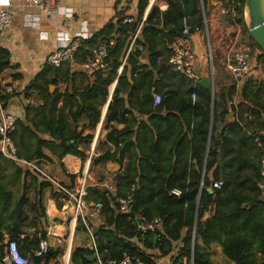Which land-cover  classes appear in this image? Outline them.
Listing matches in <instances>:
<instances>
[{"label":"trees","instance_id":"1","mask_svg":"<svg viewBox=\"0 0 264 264\" xmlns=\"http://www.w3.org/2000/svg\"><path fill=\"white\" fill-rule=\"evenodd\" d=\"M149 1L137 0L128 15L118 11L116 22L110 21L90 38L79 40L75 54L79 64L91 59L93 50L103 42L113 41L106 59L108 71L96 72L91 85L81 90L50 93L49 86L56 87L57 82L46 77L48 73L55 76L57 70L43 66L25 87L24 97L34 98L41 105L26 109L10 136L17 159L26 162L44 159V149L58 158L73 154L85 159L78 146L91 141L92 136H84V132L94 131L99 123L108 87L116 79ZM158 1L165 3L167 9L160 11L153 5L147 14L134 48L126 57L103 123L104 130H109L112 124L126 127L121 131L111 128L106 140L114 150L92 158L90 163V167L106 162L122 166L127 158L115 195L103 187L87 189L86 201L102 205L99 216L103 224L94 230L96 252L103 261H120L129 256L143 264H157L171 255L172 264L180 260L210 264L207 249L215 244L232 264H264V194L258 188L264 150V75L262 79L245 80L239 92L238 81L233 78L212 95L173 72L168 65L170 47L175 40L192 36L195 29H203L207 0ZM235 1L236 17L230 19V25L240 27L250 41L245 21L246 0ZM119 4L120 0H116V7ZM127 17L132 22L123 24ZM120 42L121 48L117 50ZM259 51L258 61L264 60ZM143 56L146 64L140 63ZM7 59V52L0 49V68L8 66ZM155 75L162 76L163 88L169 87L167 80L174 82L160 96L157 106L153 105L152 94L161 91L147 85L146 91L141 92L143 82L152 84ZM20 78L14 76V80ZM15 94L2 99L4 107ZM133 99L142 101V105L135 106ZM60 102L62 106L58 107ZM231 105L235 107L233 116ZM133 111L148 118L135 132L127 126L128 118H135ZM82 117L88 123L78 131L76 124ZM217 132L220 146L215 148ZM17 175H22L21 169ZM215 182L221 183L220 189L213 187ZM127 196L132 197L133 206L130 214H121L116 200ZM11 199L12 195L0 186V200L8 205ZM25 204L23 200L18 208ZM36 205L29 207L30 212ZM44 216L41 212L37 218ZM136 216L148 221L160 219L162 227L141 236L136 230ZM82 224L78 218L75 230ZM21 225L16 223L18 227ZM18 240V233H14L8 242ZM3 248L0 247V260L5 257ZM94 254V250L76 248L70 260L72 264H96L87 259ZM52 259L51 253L42 258L30 255L29 264H48Z\"/></svg>","mask_w":264,"mask_h":264},{"label":"crops","instance_id":"2","mask_svg":"<svg viewBox=\"0 0 264 264\" xmlns=\"http://www.w3.org/2000/svg\"><path fill=\"white\" fill-rule=\"evenodd\" d=\"M136 2L137 0H130V6L125 10L122 3L116 7V0L56 1L57 6L61 9H69L72 11L71 32L80 30L83 23V27L90 34L98 32L110 21H113V23L116 22L115 14L118 11L123 10L124 14L128 15ZM153 5H156L160 11H165L167 9L165 3L158 0H150L148 7L143 14L145 19ZM220 6L219 2L207 0L206 13H211L210 27L208 20H206L208 24V33L210 36L217 39L215 50L217 51L218 63L223 64L227 54L224 50L227 49L226 44L228 40L221 37L222 32L226 29V35L229 40L232 38L231 35L234 32L233 30H230L232 27H224L220 24V13H218ZM0 9L10 10L13 13L14 18L11 27L0 34V49L6 51L8 54V59L5 60L8 62V66L0 68V86H15L16 89L14 92L16 94L14 93V98L8 101L7 108L8 110H16L18 112L19 120H22L26 109L22 110L21 105L24 99H27L24 97L23 90L42 70V60L44 57L52 52L57 46V40L55 38L56 34L65 30L63 28V16H61L60 13L55 16H48L39 8H31L22 4L9 7L6 2H0ZM209 28L212 32H209ZM204 36L205 34L201 31L194 33L191 36V41L197 55V69L200 79H210L212 77L214 92H218L220 87L225 85V82H222L220 79L216 80V73L214 76L209 73L207 58L205 56L206 49ZM220 43L225 45L221 46ZM121 44L122 42L118 44L117 50L121 48ZM127 51L125 55L127 54ZM162 58H165V54ZM74 60L76 62L75 58ZM147 62V59L143 56L140 63L146 64ZM158 62L159 61H157V64ZM76 64L79 63L76 62ZM123 66L124 63L119 67L116 79L108 87V96L102 107L101 118L96 129L94 131L87 129L84 132V136H92L91 141L88 145L78 146V152L82 151L85 155V159L73 154H66L62 158H58L47 149H44L43 153L46 156L44 159L30 162L43 174L49 178L55 179L65 188L71 189L75 184H80L84 181L87 192L88 188L95 186L101 187L107 180H110V184L115 187L117 180L125 172L127 158L124 160L122 166H119L116 163L106 162L90 167L92 158H98L105 153L114 150V147L106 140V135L111 128L121 131L126 127V125L112 124L109 130L103 129L107 107L111 101L114 89L118 84V78L121 75ZM56 70L57 73L55 76L54 74L52 76V73H48L46 79L55 80L57 82L56 89L60 93L65 92L66 90H81L93 83L92 77L86 76L69 65L59 66ZM67 73L68 75L66 76ZM15 75H20L21 78L14 80ZM251 77L262 79L263 74H257L254 72ZM161 79L162 76L155 75L152 84H149L148 81L145 80L141 92L143 93V91H146L147 85H152L155 90L161 91L159 93H153L152 99L154 95L162 97L164 92L167 90L169 91L173 87L174 82L167 80L169 87L163 88ZM243 82L244 81L242 80L238 81V92L241 90ZM51 88L53 87L49 86V91ZM120 90L123 92L124 88L121 87ZM50 93L53 92L50 91ZM121 96L126 98V95H123V93ZM28 99L36 101L34 98ZM139 103L142 105V101L135 102V99H133V104L135 106ZM61 106L62 102L58 104V107ZM133 116L135 118H128L127 126L135 132V129L139 124L147 123L148 118L139 117L138 113L134 111ZM87 121L88 120L85 117L78 119L76 124L78 126V131L87 125ZM132 137H134V135H132ZM10 165L15 168L14 170L12 169L13 171L6 169V167ZM18 169H21L22 171L20 177L17 175ZM26 172H29V175ZM97 175H99V177H105V179L97 182L94 180L97 179ZM87 179L90 182L87 181ZM41 184H45L46 187L41 189ZM0 186L5 192L12 195V199L8 205H5L4 201L0 200V235L3 238L0 247H4L3 252L5 254L8 240L14 233H18L19 240L15 243L17 244L21 255L24 256L30 255V253L36 249L38 240L45 241L49 246V253L54 255V259L49 261L48 264H57L62 260H65V264H72L70 256L74 249L84 248L94 250V247L96 248L94 230L103 224V218L100 216L89 217L87 219V228L84 224L80 227H83L86 230L87 235L90 238V243L82 245L77 242L76 236L78 230H75L77 219L74 220L72 202L69 201L66 196L62 195L58 189L45 180L40 174L35 173L30 169L23 168V166L13 160H7L0 156ZM51 194L54 196L52 197ZM23 200L26 201V204L20 209L18 206L22 204ZM37 202L38 204L36 205ZM89 204L93 203L90 202ZM31 205H36L33 212H30L29 210ZM41 212H44V218H37V215ZM19 222L22 224L20 227L16 226V223ZM88 229L91 231V234ZM167 258L168 260L171 259V255L158 260L157 264H170L164 262ZM3 259L0 260V264H3Z\"/></svg>","mask_w":264,"mask_h":264},{"label":"built area","instance_id":"3","mask_svg":"<svg viewBox=\"0 0 264 264\" xmlns=\"http://www.w3.org/2000/svg\"><path fill=\"white\" fill-rule=\"evenodd\" d=\"M56 1L57 0H6V3L9 5V7L22 4L31 8H39L44 14L48 16H55L59 13L61 16H63V28L65 30L56 34L55 38L57 40V46L52 50V52L44 57L42 60V66L57 68L62 65H69L73 69L79 70L88 77H93L96 72L105 74L108 71V64L106 62L108 57V49L113 46V41L109 40L103 42L98 48L93 50L91 59H88L84 63L76 64L74 58L79 48V40L88 39L92 36V34L86 31V29L83 27V23L80 30L71 32L73 16L72 11L69 9H61L57 6ZM120 3H122L124 8H129L130 6V0H120ZM219 3L222 7V15L229 18L236 17V12L234 10L236 3L235 0H221ZM13 20V13L10 10L0 9V34L11 27ZM144 21L145 17L143 16L140 25L138 26L132 38L122 64L125 63L128 53L134 48L135 40ZM131 22L132 19L127 17L122 23L130 24ZM199 31L208 36V24L206 18L203 20V29H195V33ZM184 35H187V30L184 31ZM235 47V40L228 42L224 65L234 79L237 80L239 78L240 80L245 81L253 74L252 57L254 56V52L247 46L238 49H235ZM170 49L171 53L168 58V65L173 71L179 73L188 80L197 83L200 80V75L197 69V55L191 41V36H186L184 38L175 40V42L172 43ZM15 89L16 88L14 85L0 86V156L7 160H13L14 162L23 166V168L30 169L44 177L45 180L52 184L62 195L66 196L68 200L72 202L74 220L80 218L84 226L87 228V219L89 217H98L102 205L99 203H87V192L84 181L80 184H75L71 189L65 188L55 179L49 178L43 174L30 162L22 161L16 158V151L10 136L15 131L16 123L19 120L18 112L16 110H8V106L4 107L2 100L6 96L13 95L15 93ZM160 102L161 97L159 95H154V106L159 105ZM39 105L41 104L33 99H24L21 109H34ZM101 187L108 190L112 195H115V187L110 184V180L105 181ZM213 187L220 189L221 183L215 182ZM258 188L260 192L264 194V150L262 152V158L260 162V179ZM173 193L176 196H179L180 194L178 191H174ZM116 204L118 205V210L121 214H130L133 206V199L131 196L118 198L116 200ZM134 222L136 230L141 234V236H144L147 233H153L162 227V222L160 219L148 221L142 216H136L134 218ZM89 233L91 234L90 230ZM94 251V255L96 256V264H143V262H141L139 259L131 258L129 256H124L120 261H103L101 256H99L96 252L95 247ZM48 253V244L45 241L40 240L36 249L33 250L30 255L35 258H42ZM30 255H21L17 244L14 241H10L7 244L3 264H29Z\"/></svg>","mask_w":264,"mask_h":264},{"label":"rangeland","instance_id":"4","mask_svg":"<svg viewBox=\"0 0 264 264\" xmlns=\"http://www.w3.org/2000/svg\"><path fill=\"white\" fill-rule=\"evenodd\" d=\"M221 10L222 7L220 6V9L218 10V13H220V24L224 27H232L233 30V34L231 35L232 38L229 40V38H227L226 35V29L222 32L221 37L225 40L231 41V40H235L236 41V47L235 49L241 48V47H249L253 50L254 52V56L252 57V64H253V73L256 72L258 73H262L264 75V60H259L258 61V57L260 55V51L259 49H257V47L251 42V40L249 41L248 36L243 35L241 33V28L240 27H233L230 25V19L229 17H226L224 15L221 14ZM206 19L208 20V24L211 22V13H206ZM245 21L247 22V14H246V10H245ZM210 27V24H209ZM209 32H212L211 29L209 28ZM205 49H206V53L205 56L207 58V66L209 67V73L210 75L212 74L213 76L216 73V80L220 79L222 82H225V85H228L231 83V81L233 80L232 75L229 73V71H227V69L225 68L224 63L223 64H219L218 60H217V51L215 50V47L217 45V39L210 36V34L208 33V36H206L205 34ZM220 37V38H221ZM219 39V38H218ZM227 42V44H228ZM226 44V46H227ZM220 45L224 46L225 44H221ZM224 49V48H223ZM225 52H227V49L224 50ZM221 56V53H220ZM253 75V74H252ZM251 75V76H252ZM249 79H255L253 77H250ZM53 88H51V92H55L56 87L52 86ZM6 169L13 171L15 168H13V166H7ZM13 169V170H12ZM95 176V175H94ZM102 179H105V177H99V175H97V182H100ZM87 181H89L87 179ZM90 182V181H89ZM91 220V219H90ZM87 235L86 230L83 227H80L78 229L77 232V236H76V240L77 242L81 243L82 245H86L90 243V238L84 235ZM89 234V233H88ZM207 252L210 255V264H232L230 261H228L227 259H225L221 253L220 248L217 245H212L209 249H207ZM168 258L164 261V262H168L170 264H172V259ZM57 264H65V260L59 261V263ZM178 264H192L191 262H186L184 260H180L178 262Z\"/></svg>","mask_w":264,"mask_h":264},{"label":"water","instance_id":"5","mask_svg":"<svg viewBox=\"0 0 264 264\" xmlns=\"http://www.w3.org/2000/svg\"><path fill=\"white\" fill-rule=\"evenodd\" d=\"M245 10L247 14L246 27L248 35L264 55V0H246ZM6 62L7 61H5V63ZM239 80L240 79L238 78L237 81ZM197 84L204 89L209 90L213 95L214 89L212 77L210 79L201 78ZM230 108V116H233L235 107L234 105H231ZM215 137L216 140L213 145L215 148H218L220 146V133L217 132ZM87 259L90 262H95L96 256L93 255L91 257H87Z\"/></svg>","mask_w":264,"mask_h":264},{"label":"clouds","instance_id":"6","mask_svg":"<svg viewBox=\"0 0 264 264\" xmlns=\"http://www.w3.org/2000/svg\"><path fill=\"white\" fill-rule=\"evenodd\" d=\"M0 2H6V0H0Z\"/></svg>","mask_w":264,"mask_h":264}]
</instances>
